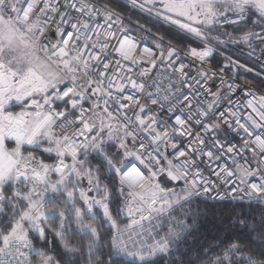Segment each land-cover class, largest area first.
Returning a JSON list of instances; mask_svg holds the SVG:
<instances>
[{"label":"snow or ice","instance_id":"1","mask_svg":"<svg viewBox=\"0 0 264 264\" xmlns=\"http://www.w3.org/2000/svg\"><path fill=\"white\" fill-rule=\"evenodd\" d=\"M239 69L264 75V0H0V264H195L206 200L240 212L204 264H264Z\"/></svg>","mask_w":264,"mask_h":264},{"label":"trees","instance_id":"2","mask_svg":"<svg viewBox=\"0 0 264 264\" xmlns=\"http://www.w3.org/2000/svg\"><path fill=\"white\" fill-rule=\"evenodd\" d=\"M128 19L137 23L135 15ZM140 22L142 23L143 21ZM163 27L164 29L167 28L165 25ZM161 34H163V30H161ZM169 35L174 34L169 33ZM166 40L168 41L167 37ZM217 63L222 65V59L216 54L212 64L215 66ZM237 79L256 90L264 91V81L253 75L238 72ZM239 212V208L233 211L232 203H223L221 205L216 202L202 201L199 204L196 229L193 235L188 237L191 253L189 259L194 261L195 264H204L206 258L214 255L211 249L235 231L233 223L236 214ZM236 227H239L238 222H236ZM205 253L206 256L204 255ZM197 254H201L200 260L196 259Z\"/></svg>","mask_w":264,"mask_h":264},{"label":"built area","instance_id":"3","mask_svg":"<svg viewBox=\"0 0 264 264\" xmlns=\"http://www.w3.org/2000/svg\"><path fill=\"white\" fill-rule=\"evenodd\" d=\"M127 24L130 25V26H134L136 24V22L127 19ZM135 35L137 37H142L144 34L142 32H136ZM166 42H168V41L166 40ZM145 43L150 45L152 42H151V40H145ZM229 54H231L233 58H237L238 55H239L237 52H235L233 49H230V48L229 49H225L223 53H217V55L222 59V65L224 63H226V58H227V56ZM238 72L239 73H245V74L253 75V76L261 79L262 81H264V75L259 74V72L257 70H254L253 72H247L244 69H239V70L235 71L234 73H232V72L229 73L230 77L234 76V78H235L237 83H239L241 85H244L245 87L251 88L254 92H257L258 94H264V91L256 90V89L252 88L251 86H249V85H247V84H245V83H243L241 81H238V79H237V73ZM169 150L171 151V149H169ZM205 202H215V201L206 200ZM224 203H231V202L230 201H225Z\"/></svg>","mask_w":264,"mask_h":264},{"label":"rangeland","instance_id":"4","mask_svg":"<svg viewBox=\"0 0 264 264\" xmlns=\"http://www.w3.org/2000/svg\"><path fill=\"white\" fill-rule=\"evenodd\" d=\"M165 26H167V25H165ZM168 27V26H167Z\"/></svg>","mask_w":264,"mask_h":264}]
</instances>
